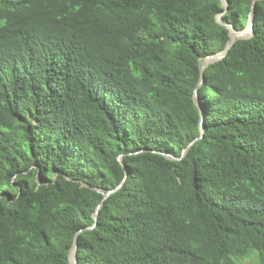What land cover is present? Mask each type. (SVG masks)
I'll list each match as a JSON object with an SVG mask.
<instances>
[{
	"label": "trees",
	"instance_id": "obj_1",
	"mask_svg": "<svg viewBox=\"0 0 264 264\" xmlns=\"http://www.w3.org/2000/svg\"><path fill=\"white\" fill-rule=\"evenodd\" d=\"M228 2L243 29L251 0ZM221 11L0 0V264H70L79 228L77 264H264V0L254 34L204 70L203 137L160 153L200 134ZM119 184L95 221L94 187Z\"/></svg>",
	"mask_w": 264,
	"mask_h": 264
},
{
	"label": "water",
	"instance_id": "obj_2",
	"mask_svg": "<svg viewBox=\"0 0 264 264\" xmlns=\"http://www.w3.org/2000/svg\"><path fill=\"white\" fill-rule=\"evenodd\" d=\"M220 1V5L223 9V11L219 12L216 14V21L222 25H224L227 29H228V35L229 38L225 44V47L216 52V53H212V54H208L205 55L201 58V62H200V70H201V76L200 79L195 87L194 93H193V99L195 104L198 106L199 108V112H200V119H199V131L200 134L195 137L181 152V155L179 157H176L172 154L169 153H165V152H160L162 153L164 156L168 157V158H172V159H180L182 156H184L186 154V152L188 151L189 147L191 144H193L197 139L202 138L203 137V132H204V124H203V120H204V113H203V109L202 107L199 105L198 103V99H197V94H196V90L198 88V86L201 84V82L203 81L204 78V70L205 68L211 64L214 63L216 61H219L221 59L224 58V56L227 54L228 50L230 49V47L233 45V43L239 39H247L250 38L253 34H254V29H253V15H254V8L256 5V2L259 0H251V8H250V12L248 14V19H247V24L243 29H237L233 26L232 23L229 22H225L222 20V15L224 14V12L227 10V6H228V0H219ZM118 160L119 162L123 165L124 169H125V173H126V167L123 164L121 155L118 156ZM124 181V179H123ZM120 186V184L118 186H116L115 188H112L110 190H101L97 187H94L96 190L101 191L103 194L102 199L100 200V202L97 204L94 212H93V218L96 221L97 215H98V211L99 208L101 207V205L103 204L104 199L113 191H115L118 187ZM95 224V222H94ZM87 226L85 228H91L93 227V225ZM82 228H79L75 234H74V238H73V242H72V246L69 252V262L70 264H77V237L78 234L81 232Z\"/></svg>",
	"mask_w": 264,
	"mask_h": 264
}]
</instances>
